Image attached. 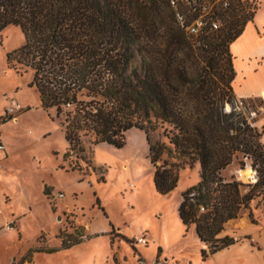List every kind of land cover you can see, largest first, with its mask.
Returning a JSON list of instances; mask_svg holds the SVG:
<instances>
[{
    "label": "trees",
    "instance_id": "16d2710c",
    "mask_svg": "<svg viewBox=\"0 0 264 264\" xmlns=\"http://www.w3.org/2000/svg\"><path fill=\"white\" fill-rule=\"evenodd\" d=\"M252 17H229L225 29L197 43L179 28L168 0H0V33L16 27L24 36L7 64L31 71L28 87L63 130L65 159L86 143L121 149L136 129L145 134L159 195L175 190L182 170L199 165L178 216L206 246L202 260L234 245L219 237L226 224L244 211L256 223L250 205L264 199V126L250 121L251 105L261 109L264 100L236 98L229 51ZM157 131L165 141L152 140ZM239 156L251 162L253 185L222 175ZM80 234L66 235L61 250L78 245ZM30 254L20 264L30 263Z\"/></svg>",
    "mask_w": 264,
    "mask_h": 264
},
{
    "label": "rangeland",
    "instance_id": "374dc122",
    "mask_svg": "<svg viewBox=\"0 0 264 264\" xmlns=\"http://www.w3.org/2000/svg\"><path fill=\"white\" fill-rule=\"evenodd\" d=\"M255 5L257 0H245L230 18L239 22L250 18ZM219 26L225 29V24ZM23 43L19 28L8 27L0 33V142L5 147L0 152V264H20L30 253L31 262L23 264H207L194 228L183 226L178 216L182 194L199 181V165L182 170L175 190L159 195L145 134L136 129L125 134L121 149L86 143L82 153L65 159L68 144L63 130L54 113L43 110L36 92L28 87L31 71H17L7 64L6 55ZM252 62L260 65L249 67L251 72L237 63L232 84L237 99L264 86V61ZM10 101L21 107L13 119L3 115ZM259 105H251L256 113L250 114V121L261 131L264 107ZM152 140L165 141L160 131ZM250 163L239 156L222 175L253 185L257 177ZM241 170L247 171L245 176ZM59 193L64 198L59 199ZM250 207L254 219L264 217L262 197ZM248 214L244 211L229 226L238 229ZM105 219L110 228L102 232ZM75 231L83 235L81 242L61 250L63 239ZM141 233L147 245L132 244ZM50 249L59 251L35 252Z\"/></svg>",
    "mask_w": 264,
    "mask_h": 264
},
{
    "label": "crops",
    "instance_id": "0c3cea01",
    "mask_svg": "<svg viewBox=\"0 0 264 264\" xmlns=\"http://www.w3.org/2000/svg\"><path fill=\"white\" fill-rule=\"evenodd\" d=\"M257 2L258 7L251 21L246 24L242 34L231 44L229 49L233 57L235 78L237 76V63L251 72L249 67L254 69L260 65L259 63L252 65V60L254 63L257 60L264 61V0H257ZM239 97H260L264 100V86L256 92H247L239 95ZM247 217L244 218L243 225L236 230L233 229L234 225L229 226L234 220L226 224L219 237H230L236 242L226 249L209 255L205 260L207 264H264V217L257 215L256 223H252L249 216ZM103 223L106 227L103 225L105 228L102 229V232H107L110 228V222L105 219ZM237 223L240 225V219ZM85 227L87 230L91 229L89 224H85ZM193 231L197 238L195 228ZM199 244L201 251L204 247H201L200 242Z\"/></svg>",
    "mask_w": 264,
    "mask_h": 264
},
{
    "label": "built area",
    "instance_id": "2783aa9c",
    "mask_svg": "<svg viewBox=\"0 0 264 264\" xmlns=\"http://www.w3.org/2000/svg\"><path fill=\"white\" fill-rule=\"evenodd\" d=\"M170 8L173 10L174 18L179 28L198 43L201 35L207 32H217L220 29L219 23L224 24V20L243 6L245 0H168ZM21 110L20 105L15 101H10L4 111V116L13 119L16 113ZM5 147L0 142V152H4ZM254 181V180H253ZM256 182V180H255ZM254 182V183H255ZM59 199L64 198L63 193L57 195ZM134 245H147V240L143 233L134 237ZM140 264H145L143 261Z\"/></svg>",
    "mask_w": 264,
    "mask_h": 264
},
{
    "label": "bare ground",
    "instance_id": "6f19581e",
    "mask_svg": "<svg viewBox=\"0 0 264 264\" xmlns=\"http://www.w3.org/2000/svg\"><path fill=\"white\" fill-rule=\"evenodd\" d=\"M264 98V97H263ZM17 120H15V122H16ZM246 170H241L240 171V175H243V176H245L246 175ZM253 182H255V180L253 181Z\"/></svg>",
    "mask_w": 264,
    "mask_h": 264
}]
</instances>
